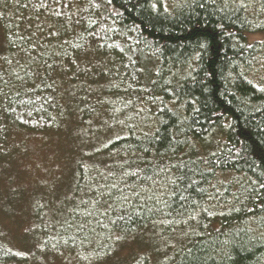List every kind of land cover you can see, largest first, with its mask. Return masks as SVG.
<instances>
[{"label": "trees", "instance_id": "obj_1", "mask_svg": "<svg viewBox=\"0 0 264 264\" xmlns=\"http://www.w3.org/2000/svg\"><path fill=\"white\" fill-rule=\"evenodd\" d=\"M0 35V167L19 134L118 133L78 162L80 208L36 217L42 254L150 232L153 264H264V0H0Z\"/></svg>", "mask_w": 264, "mask_h": 264}, {"label": "rangeland", "instance_id": "obj_2", "mask_svg": "<svg viewBox=\"0 0 264 264\" xmlns=\"http://www.w3.org/2000/svg\"><path fill=\"white\" fill-rule=\"evenodd\" d=\"M100 18L101 13H98L97 20ZM262 39L261 35H255L248 40ZM148 68H151L150 64L145 66ZM76 125L75 122L68 123L56 134L17 135L18 155L0 167V245L23 258L16 264H81L82 256L90 253L47 258L49 255L42 254L45 253L43 248L34 242L36 217L41 218L45 229L51 230L59 227L74 208H80L86 193H74L78 162L104 147L118 134L102 132L103 129L101 131L94 124L80 129ZM213 141L212 148L215 138ZM160 250L156 237L144 232L133 238L121 239L109 255L103 256L98 252L96 256L101 259L98 264H131L140 256L149 258L153 264L154 253ZM94 262L93 259L86 264Z\"/></svg>", "mask_w": 264, "mask_h": 264}]
</instances>
